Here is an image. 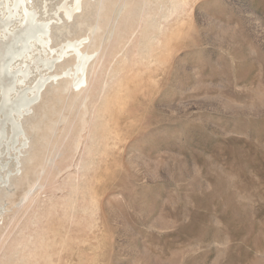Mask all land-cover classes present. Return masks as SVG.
I'll return each instance as SVG.
<instances>
[{
    "label": "rangeland",
    "instance_id": "374dc122",
    "mask_svg": "<svg viewBox=\"0 0 264 264\" xmlns=\"http://www.w3.org/2000/svg\"><path fill=\"white\" fill-rule=\"evenodd\" d=\"M76 2L0 0L13 29L50 23L22 87L59 75L0 139V264L262 258L264 0H83L69 19ZM82 38L77 88L75 60L45 64Z\"/></svg>",
    "mask_w": 264,
    "mask_h": 264
},
{
    "label": "bare ground",
    "instance_id": "6f19581e",
    "mask_svg": "<svg viewBox=\"0 0 264 264\" xmlns=\"http://www.w3.org/2000/svg\"><path fill=\"white\" fill-rule=\"evenodd\" d=\"M82 1L83 0H77L76 7L66 9V15L69 19L72 18V15L79 10L80 7L82 8ZM24 3L25 1H20L16 4V7L24 5ZM24 14L25 18L23 21H20L22 22L20 28L15 27L13 29L11 26L12 21L10 20L11 17L19 16L18 12L14 13L10 10L9 17L7 18V15L5 16V20L0 21V32L2 33L0 34V139L4 140V138L8 136V141L13 145L16 141L18 142L17 139L21 135L24 136L21 130L22 126L20 124L22 114H26L23 112L31 108V105L33 107L36 97H39L43 87H45L51 79L53 80L59 77V75H50L46 78H41L42 82L37 84L34 88L25 87L24 89L22 87L23 84L25 85V81L30 76L31 71L29 67L30 65L27 64V61L18 63L19 59L27 57L30 50L37 44L38 46H44L49 44L51 40L50 23L39 26L40 24L38 25L39 19L37 20V12L32 11ZM86 47V38L69 41L64 44V47L60 50H52V52L56 53L57 56L48 64H45V66L46 68L48 67L49 70H54L58 63H64L67 65V63L75 60L76 63L73 68L68 67L64 74L77 79L75 81L77 88H80L79 86H82L83 84L86 86L85 83H87V74L90 68L88 64L94 57V54L91 55L86 52ZM18 73L21 74L20 77L18 76ZM29 92L31 95H35V97L31 98ZM8 125L10 127L9 134L7 131ZM261 253L263 254V257L253 259L252 264H261V260L264 259V253ZM240 263L242 262H239V264Z\"/></svg>",
    "mask_w": 264,
    "mask_h": 264
}]
</instances>
